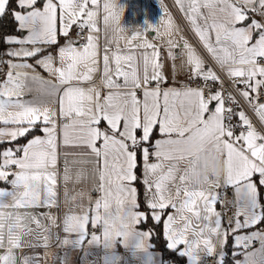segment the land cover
I'll use <instances>...</instances> for the list:
<instances>
[{
	"label": "snow or ice",
	"instance_id": "obj_1",
	"mask_svg": "<svg viewBox=\"0 0 264 264\" xmlns=\"http://www.w3.org/2000/svg\"><path fill=\"white\" fill-rule=\"evenodd\" d=\"M176 2L207 51L221 68L226 69L234 83L239 81L238 94L264 121V104L256 103L260 92L264 91V0ZM10 3L11 0H0V17L10 11L17 25L15 31L23 35L0 36V44L7 46L0 54V64H6L12 70L32 68L34 71L33 65L27 63L28 59L34 58L37 65L55 76L59 84L47 85L46 95L56 98L60 117L68 121L60 126L63 145L70 144L69 129H78V143L88 147L94 157L90 175L93 180H98L95 190L100 195L94 201L89 197L87 206L77 205L79 212L69 208L64 217V231L76 233L77 239L69 241L65 238L62 243H71L81 250L85 241L88 245L102 243L105 249L103 264H120L122 257L115 253V243L132 250L134 257L136 252H146L150 246L146 241L151 239L152 233L138 230L137 226L151 219L155 224L163 225L167 249L186 258L188 264H202V256L216 255L214 241L226 244L230 231L234 233V248L245 250L244 261L236 264H252L253 261L264 264V228L235 234L264 224V200L260 193L264 188V134L255 129L245 112H234L231 107H225L221 91L207 97L203 88L190 86H185L184 90L161 92L159 83L164 77L160 71L162 64L157 63L159 51L138 32L128 43L139 37L135 47L145 49L141 53L144 61L141 78L137 73L136 55L124 53L118 43L124 33L120 25L123 8L115 0H16V7L9 9ZM201 9H207L208 16ZM101 11L106 35L102 58L104 83L109 89L120 87L113 76L122 77L124 87L140 88L142 84L158 82L154 90L145 88L143 102L134 91H109L102 98L95 86H82L84 82H91L98 70V38L88 35L87 42L77 47V42L70 37V29L75 25L81 30L98 32ZM249 11L261 19H251L246 26L237 27L238 23L249 20ZM173 27V20L168 17L164 32L160 27L152 30L160 36L171 35ZM58 34L65 37L63 45L59 44ZM109 35L113 37L115 51L110 49ZM168 43L169 56L175 60L171 46L178 45L172 39ZM53 46H57V56L42 55ZM183 48L185 51L181 54L186 56V64L191 69L190 79L222 83L211 68L205 69L203 59L187 41ZM147 49L152 51L149 53ZM3 56L8 59L4 60ZM57 59L60 67H55ZM125 65L132 69L131 76ZM29 79L37 82V77L9 71L6 79L0 82V124L4 126L0 127V144H12L36 130L44 134L33 136L24 145L0 149V182L11 188H0V248L6 249L0 254V264H17L14 249L21 246V234L32 231L30 225L49 231L30 209L57 205L56 113L36 100L23 99V89ZM169 97L179 102L182 113L170 104ZM228 100L239 106L231 93ZM233 116L238 117L237 125L231 123ZM101 122L107 127L101 129ZM157 126L159 133L167 138L152 142L150 150L151 137ZM237 127L242 129L239 134ZM138 130L142 133L139 138ZM97 141L101 142V147H97ZM193 144L215 149L221 158L226 157L223 159L224 182L234 188L237 198L234 227L230 219L229 227L223 228L221 214L215 208L220 199L215 189L221 187V178H206L196 183L191 180L192 173L203 167L199 159L185 154L186 148ZM138 153L142 159L141 183L145 186L147 212L140 211L138 191L133 186L138 178L135 173ZM150 157L156 162H150ZM65 163H68L66 157ZM181 164L185 167L178 176ZM13 167L16 171H10ZM81 176L82 173H78L76 180L79 181ZM68 181L66 170L65 184ZM65 199L74 203L76 195L69 196L66 188ZM169 208L171 213L167 212ZM43 217L53 225L56 223V217L50 212ZM89 224L93 228H102V235L89 234ZM48 239V236L44 237L45 241ZM256 240L260 247L247 251ZM233 254L241 253L234 251ZM225 255L223 251L219 253L217 264H224ZM31 260L25 258L23 264H31Z\"/></svg>",
	"mask_w": 264,
	"mask_h": 264
},
{
	"label": "crops",
	"instance_id": "obj_2",
	"mask_svg": "<svg viewBox=\"0 0 264 264\" xmlns=\"http://www.w3.org/2000/svg\"><path fill=\"white\" fill-rule=\"evenodd\" d=\"M115 2L121 8H123L122 13L120 14V25L124 29V33L123 36L118 39V43L123 49L124 53L126 54L134 53L136 55L138 60L137 73L141 78H143V74H144V61L141 53L145 51V49L143 48L137 49L135 47L138 40L140 39L139 37L137 40H132L131 44L128 43V40L131 39V36L133 34L139 32L149 43L154 44L156 46V49L159 51L160 55L157 58V63L162 64V68L160 69V71L162 76L164 77L163 82L159 83L161 92L173 90V89L184 90L185 88L182 85L185 83L186 77L191 74V69L186 64V56L181 54L185 51L183 48L184 41H187L192 46V48L195 49L197 54L203 59L205 69L212 67V65H210L208 61V56H209L212 60L215 61L217 66L224 73L227 74L226 69L221 68L219 63L215 60V58L204 47L203 42L200 41L199 39V36L195 33L191 35L186 32V30L182 26V22L180 21L178 13L171 0H115ZM173 2L177 4L176 0H173ZM177 6L180 7L179 4H177ZM201 11L204 13L205 16H208L207 9H201ZM251 14L252 12L249 11L248 13L249 20L242 21L238 23L236 26L237 27L246 26L247 23L252 19ZM168 17H171L174 24V27L171 30V35L168 34H165L163 36L157 35V33L154 32L152 28L160 27V31L164 32L165 31L164 25L166 24ZM74 27L75 25H73L72 28L70 29V37L77 42L76 46L79 47L80 44L78 43V39L74 35H72ZM98 29L99 31L96 33H91L89 30L88 31H89V35H96L98 38L97 45H98L99 67L96 73L93 75V80L91 82H84L82 86L85 88H90L95 86L97 89L100 90L102 98L106 96L109 91L120 92V93H127L134 91L136 93L137 98L141 102H143L144 100L143 93L145 88H147V90L150 91L154 90L157 88L158 82L153 81L147 85L142 84L140 88L124 87L123 78L122 77L117 78L113 76L115 82L121 86L113 87L112 89H109L105 85L103 79L102 58L105 49L106 35L104 31L102 11L98 17ZM15 35H23V33H19ZM214 35L215 34L213 32L212 33L213 40H214ZM107 39L110 42V49L112 51H115V44L112 43L113 37L109 35ZM169 39L176 41L178 45V46H171V51L176 56L175 60H172L169 56V51H170V45L168 43ZM58 40L60 45H63L65 43V37H63L62 35L58 34ZM6 47H7L6 45H3L0 48V54L4 52V49ZM147 51L150 53L152 49H147ZM48 53H51L53 56H57L58 54L57 46L48 48L47 51L42 55H47ZM2 58L4 60L8 59V57L6 56H3ZM27 63L33 65V68L35 70L33 71L32 68H19L12 70L6 64H0V82H3L6 79V73L9 71H13L14 74L19 73L21 76L26 75L28 77H37V82H33L31 79H29L26 82V87L23 89V99L36 100L38 103L52 109L56 113L55 119L57 123L56 131L58 134V141H57L58 160H57V183L55 186V190L57 192V205L52 206L50 208L46 206H41L30 209V211L36 213L38 217L42 219V223L47 226L49 231L45 232L43 229L37 228L35 224H32L30 225V227L32 228L31 232L25 231L21 234V241H22L21 246L14 249V253L17 258V264H23L25 258H32L31 264H57L55 261H52L50 259L52 255H61L63 257L62 264H103V255L105 253V249L103 248L102 243L99 246L88 245L87 241H85L83 250L72 245L71 243H69L68 245H64L62 243L65 238L69 239V241L77 239L76 233H66L64 231V217L69 212V208H72L73 212H79V208L77 207V205L83 204L84 206H87L89 197H91V199L94 201L100 195V193L95 190L98 184V180H93L90 175L93 170V165L91 163V160L94 159V157L91 153V150L88 147L80 145L78 143L80 139L78 129H69L70 144L68 146L63 145L62 142L63 135L60 126H62L64 123H67L68 121L60 117V105L58 102H55L56 98L46 95L47 85L49 84L58 85L59 81L55 76L50 75L41 66L37 65L36 60L34 58L28 59ZM111 66L114 68L115 66L114 63ZM55 67H60V62L58 59L55 62ZM211 69L216 73L213 67ZM125 70L128 71L131 76L132 69L127 65H125ZM40 81H42L43 83H41ZM60 87H65V86L60 85ZM169 101L171 105L176 106L177 110H180L182 113L183 110L179 109V102L177 100L173 99L172 97H169ZM160 102L161 104L163 103L162 97L160 98ZM254 113L261 121L257 112L255 111ZM245 114L249 118L255 129L261 134H263L262 131L255 124V122L251 119V117L248 116L246 112ZM261 123L264 126V121H261ZM0 127H4V126L0 124ZM100 127L101 129H104L107 127V125L106 123L101 122ZM156 129L158 131V134L155 137L154 141L157 139L167 138L159 133L158 126ZM141 134H142L141 131L138 130L137 137H139ZM35 135L42 136L44 134L42 132H38L32 135L30 138H28L24 144H26L28 140H30ZM71 142H75V143H71ZM101 146H102L101 142L97 141V147H101ZM7 147H11V146H7ZM149 147L151 150V145H149ZM203 149L206 152L212 150L211 148L206 149L205 146H203ZM65 157L67 158L68 161L67 164L65 163ZM190 158L199 159L198 157L195 156ZM225 158H222V160ZM150 162H156V161L154 158L150 157ZM63 164L64 166H62ZM201 164L203 165L202 162ZM179 167L181 169V172L177 174L178 176L182 174V170L185 167V165L181 164ZM66 170L68 171V175H69V181L67 184H65L64 182V174ZM10 171H16V169L13 167L10 169ZM78 173H82V176L79 179V181L76 180ZM224 175H222L220 179L221 187L215 189V191L218 193L220 197V199L215 205V208L216 211H218L221 214L222 227L227 229L229 227L228 221L230 219L233 221V227H234V222L238 209L235 203L237 198L234 188L225 184ZM133 186L136 187L135 184H133ZM0 188H7L11 190L10 185L0 186ZM66 188L68 190L69 196L76 195V199L74 203L70 204L66 202L65 199ZM260 193L262 200H264V188L260 189ZM77 194H82V195H77ZM223 203H225L226 206L228 205L233 206V210L229 213L222 214L220 208ZM140 211L147 212L146 210L141 208ZM171 211H172L171 208L167 210L168 213H171ZM49 212L56 217V223L54 225L50 220L45 219L43 217V214ZM241 220H243V217H241ZM137 227L138 230L150 231L148 228L144 226L143 223H141ZM99 228L100 227L93 228L91 224H89L88 232L89 234L95 232L97 235H102V231L100 233L97 232V229ZM260 228H264V224L254 226L252 228L240 230L238 233L235 234H241V235L248 234ZM229 233L233 235V239H234V233H232L231 231ZM45 236L49 237L47 241L44 240ZM146 243H150L148 250L146 252L145 251L136 252L134 257L132 250L126 249L122 247L119 242H116L115 253L119 257H122L120 264H165L160 252L153 248L151 239L149 241H146ZM214 243L216 245V255L213 256L216 257L215 264H217L219 253L221 251L226 253L224 249L225 244H221L220 240H215ZM259 247H260V242L254 243L253 241L251 248L248 249L247 251H252L258 249ZM5 251H6L5 248H0V254H3ZM109 251H111V249ZM237 251L241 253L239 254L240 256L238 258V261L243 262L245 259L243 253L245 250L241 248L238 249ZM85 252L88 253L87 256H85ZM210 257L202 256L201 257L202 264L206 263ZM252 264H256V262L253 261Z\"/></svg>",
	"mask_w": 264,
	"mask_h": 264
},
{
	"label": "trees",
	"instance_id": "obj_3",
	"mask_svg": "<svg viewBox=\"0 0 264 264\" xmlns=\"http://www.w3.org/2000/svg\"><path fill=\"white\" fill-rule=\"evenodd\" d=\"M16 7V0H11V3L9 5V9ZM16 22L13 20L10 11L6 12L4 16L0 17V36L4 34H19L15 31L16 29ZM3 46V44H0V48ZM40 132L39 130H36L34 132L29 133L25 137H21L12 144L4 143L0 144V149L6 148L7 146L15 147L16 145H23L28 138H30L32 135ZM158 131L157 129L154 130L153 135L151 137V143L154 141L155 137L157 136ZM140 137V136H139ZM138 137V138H139ZM137 168L135 170L137 175V180L133 183L135 184L137 191H138V203L140 205L141 209H144L146 211L147 208L145 207V186L141 183L142 179V159L140 154H137ZM0 186H9V184L0 182ZM146 228L150 230L152 233L151 235V242L153 244V248L160 252L162 259L165 264H188L186 261V258L179 257L175 252H172L167 249V243L166 238L163 234V225L162 224H155L151 219H149L147 222L143 223ZM233 235L228 234L227 242L224 245V249L226 252V255L224 256V264H236L238 261V258L240 255H234V251H237L238 249L234 248V242H233ZM238 252V251H237Z\"/></svg>",
	"mask_w": 264,
	"mask_h": 264
},
{
	"label": "built area",
	"instance_id": "obj_4",
	"mask_svg": "<svg viewBox=\"0 0 264 264\" xmlns=\"http://www.w3.org/2000/svg\"><path fill=\"white\" fill-rule=\"evenodd\" d=\"M77 39L78 43L80 45H83L87 42V37L89 35V31L87 29L81 30L77 26L74 27L73 33ZM210 65L215 69L216 74L220 77V82H212V81H204L201 78H195V79H190V75L186 77L185 83L182 86H190V87H199L203 88L205 91V96L207 97L210 93H214L216 91H221L225 97V107H231L234 112H239L241 110L245 111L251 119L255 122L257 127L262 131L264 134V126L259 120V118L256 116L254 113L252 106L242 97L238 94L237 88L240 87L239 81L237 80L235 83L233 82L232 78H230L226 73H224L215 63L214 60L210 58L209 61ZM169 82V81H167ZM229 93L233 97H235V101L238 102L239 106L237 103L229 101L228 96ZM255 95V93H254ZM258 104H264V91L260 92L259 99L256 101ZM227 115V113H225ZM227 122V121H226ZM231 123L233 125H237L239 123L238 117L233 116L231 119ZM240 131H242L241 128L237 127L236 128V133L239 134ZM64 166V164L62 165ZM233 210V206L228 205L226 206L225 203L222 204L220 211L222 214L229 213ZM101 228L97 229V232H101ZM254 243H259L258 240L254 241ZM52 261H55L57 264H62L63 263V257L61 255H52L50 257ZM216 262V257L212 256L208 259V261L204 264H215Z\"/></svg>",
	"mask_w": 264,
	"mask_h": 264
},
{
	"label": "clouds",
	"instance_id": "obj_5",
	"mask_svg": "<svg viewBox=\"0 0 264 264\" xmlns=\"http://www.w3.org/2000/svg\"><path fill=\"white\" fill-rule=\"evenodd\" d=\"M185 154L189 157H198L203 163V167L196 169L192 175L193 183L204 181L206 178L214 179L221 178L225 173V167L221 156L215 149L204 151L200 144H193L186 148Z\"/></svg>",
	"mask_w": 264,
	"mask_h": 264
},
{
	"label": "rangeland",
	"instance_id": "obj_6",
	"mask_svg": "<svg viewBox=\"0 0 264 264\" xmlns=\"http://www.w3.org/2000/svg\"><path fill=\"white\" fill-rule=\"evenodd\" d=\"M171 1H172L173 5H174V7H175V9H176V11L178 13V16L180 18V21L182 22L183 28L186 30V32L188 34H191L192 35L193 33H195V31L192 28V25L190 24V22H189L187 16L185 15V13L183 12V10L180 7H178L177 4L175 2H173V0H171ZM251 18L252 19H256V20H260L261 19V17L259 15L255 14V13L254 14L253 13L251 14ZM208 61H210V57L209 56H208ZM252 109L255 112V110H254L253 107H252Z\"/></svg>",
	"mask_w": 264,
	"mask_h": 264
}]
</instances>
